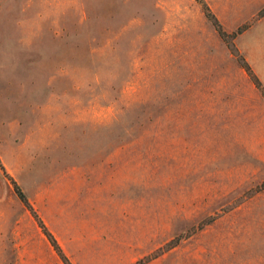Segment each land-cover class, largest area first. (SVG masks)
<instances>
[{
    "label": "rangeland",
    "instance_id": "obj_1",
    "mask_svg": "<svg viewBox=\"0 0 264 264\" xmlns=\"http://www.w3.org/2000/svg\"><path fill=\"white\" fill-rule=\"evenodd\" d=\"M204 1L233 39L197 0H0V264H64L13 181L72 264H264V0Z\"/></svg>",
    "mask_w": 264,
    "mask_h": 264
},
{
    "label": "trees",
    "instance_id": "obj_2",
    "mask_svg": "<svg viewBox=\"0 0 264 264\" xmlns=\"http://www.w3.org/2000/svg\"><path fill=\"white\" fill-rule=\"evenodd\" d=\"M203 7L204 11H205V15L207 18H209L213 25H215L219 35L223 38L227 40V37H230L231 39H233L236 34L241 31V29L238 32H234L232 33V35H229L228 33H226L218 19L215 17V15L210 11L209 7L206 5L204 0H197ZM235 35V36H234ZM228 41V40H227ZM230 42V47H232V51L234 54L238 55V52L236 51L235 46L233 45L232 41ZM239 59L242 61V66L243 68L246 70V72L252 77L253 81L255 82L256 85H260V81L258 80V78L254 75L251 67L249 66V64L243 59V57H241L239 55ZM14 183V191L17 194L19 200L21 202H23L25 204V206L31 211V213L33 214V216L37 219V222L39 223L40 227L43 229L44 234L46 235L48 241L50 242V244L52 245V247L54 248V250L56 251V253L58 254V256L60 257V259L62 260V262L64 264H72L68 257L64 254V252L62 251V249L60 248L57 240L55 239V237L53 236V234L47 229V227L43 224L42 220L40 219V217L36 214L35 210L32 208V206L29 204L28 199L25 195V193L20 189V187L18 186L17 183Z\"/></svg>",
    "mask_w": 264,
    "mask_h": 264
}]
</instances>
